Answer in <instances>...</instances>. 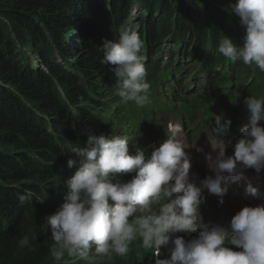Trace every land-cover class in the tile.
Segmentation results:
<instances>
[{
	"label": "clouds",
	"instance_id": "1",
	"mask_svg": "<svg viewBox=\"0 0 264 264\" xmlns=\"http://www.w3.org/2000/svg\"><path fill=\"white\" fill-rule=\"evenodd\" d=\"M229 11L245 30L243 44L237 46L224 36L218 52L231 63L255 65L264 72V0H235ZM143 47L133 20L118 40L103 39L99 46L101 63L115 77L117 94L140 107L148 102L151 88ZM243 103L249 123L241 127L232 155H226L223 139H215L213 149L218 151L215 159L209 157L213 175L201 181L221 204L227 184L239 181L248 169L264 170V125L259 123L264 119V95L247 96ZM213 119L212 131L225 136L231 121L223 114ZM181 132L178 124L169 125L167 138L158 147L153 145L147 156L143 149L130 154L129 140L120 135L90 134L84 147L70 144L67 151L78 159H69L67 167L76 170L64 181L63 202L46 217L51 257L56 262L67 256L105 264L127 257L139 240L154 264H264V203L242 207L227 226L205 223L200 206L206 198L189 182L191 165ZM126 175L131 178L125 181ZM246 191L258 194L251 185ZM178 232L197 236L186 241L173 235ZM35 240L36 232L26 231L18 247L31 251ZM162 247L167 258H161Z\"/></svg>",
	"mask_w": 264,
	"mask_h": 264
},
{
	"label": "trees",
	"instance_id": "2",
	"mask_svg": "<svg viewBox=\"0 0 264 264\" xmlns=\"http://www.w3.org/2000/svg\"><path fill=\"white\" fill-rule=\"evenodd\" d=\"M234 2L0 0V264H89L76 257L60 262L51 257L53 241L44 231L41 211L63 189L61 143L76 145L81 137L69 107L81 120L94 122L96 105L113 96L104 85L113 74L101 63L102 40H118L133 20L150 47L155 41L186 42L212 52L224 36L242 46L245 30L229 11ZM134 3L139 8L132 16ZM237 62L228 66L233 80L251 73L264 79L255 65L242 70L243 63ZM26 231L37 234L31 251L18 247ZM105 264L136 263L113 258Z\"/></svg>",
	"mask_w": 264,
	"mask_h": 264
},
{
	"label": "rangeland",
	"instance_id": "3",
	"mask_svg": "<svg viewBox=\"0 0 264 264\" xmlns=\"http://www.w3.org/2000/svg\"><path fill=\"white\" fill-rule=\"evenodd\" d=\"M235 1V0H234ZM137 4L138 3H134L133 4V6H132V9H131V12H132V16H135V14H136V12H137V10H138V8L139 7H137ZM171 44V43H170ZM170 44H168V46H172V45H170ZM184 66H185V64L183 63L182 64V67L184 68ZM105 110V109H104ZM144 110H146V111H144ZM129 111H130V118L131 119H133V120H136V121H139L140 119H141V117L142 116H144V115H146L147 113H148V111H149V108L148 107H145L144 109H138V108H133V107H131L130 109H129ZM143 112V113H142ZM136 123H139V122H136ZM160 125H163V124H160ZM197 125H198V122L197 121H195L194 122V126H193V128L192 129H198V136H200V134H201V127L199 128H197ZM186 129H188V128H186ZM184 135V136H183ZM186 136L187 137H189V143L188 144H186V146L187 147H191V146H193V143H194V140L192 139V137H191V135L190 134H188L187 135V133H186V131H184L183 133H181V138H182V140L184 141L185 140V138H186ZM200 140H203V137L200 139ZM125 180V179H124ZM218 205H213V207H212V209L213 210H220V208L221 207H224L225 209H227V210H230L229 209V207H227V206H221V207H218V208H216ZM202 208V205L200 206V209ZM221 213V212H220ZM226 214V213H225ZM230 215V213L228 214V215H225V216H229ZM223 216V213H221V214H218V212L217 213H214V214H211L210 216H207L203 221L205 222V223H213V224H220L221 223V217ZM228 222V221H227ZM226 222V223H227ZM44 231H45V233L47 234V237L49 238L50 236H49V233L50 232H48V230L47 229H44ZM174 236H181V237H183L186 241L187 240H191V239H193V238H196V236H197V233H191V232H182V233H178L177 235H174ZM47 238V239H48ZM138 242L140 243V241L138 240ZM231 246V245H230ZM137 246H136V244L134 243V244H132L131 246H130V248H131V250L132 251H134V249L136 248ZM234 250H235V248H234V246H231ZM165 252H164V251ZM136 252H137V255H135V256H133L132 257V260L130 259V258H126V257H124V258H116V257H114V259L116 258V259H121V260H123V261H131V262H134V263H136V264H154V261H153V258L151 257V255L148 257L147 255H149V253L150 252H147L146 250H144L143 248L142 249H136ZM130 253V252H129ZM152 258V259H151ZM161 258H167V252H166V250L162 247V249H161ZM151 259V260H150ZM141 261H142V263H141ZM107 262V261H106Z\"/></svg>",
	"mask_w": 264,
	"mask_h": 264
},
{
	"label": "bare ground",
	"instance_id": "4",
	"mask_svg": "<svg viewBox=\"0 0 264 264\" xmlns=\"http://www.w3.org/2000/svg\"><path fill=\"white\" fill-rule=\"evenodd\" d=\"M133 6V5H132ZM135 27V26H134ZM161 32V31H160ZM166 33H168V32H166ZM170 33V32H169ZM160 34V33H159ZM164 34V33H163ZM159 36V35H158ZM165 36V35H164ZM173 36V35H172ZM157 37V36H156ZM163 37V36H162ZM167 37V36H166ZM170 37V36H169ZM168 37V38H169ZM171 38V37H170ZM176 39H178L179 40V38H176ZM158 40V39H157ZM164 40V39H163ZM177 40V41H178ZM160 41H161V39H160ZM171 41V40H170ZM181 41V40H180ZM157 41H155V43H156ZM154 43V42H153ZM178 43V42H177ZM154 45V44H153ZM170 45H172V44H170ZM170 47V46H169ZM157 58L160 60V61H164V58L162 57V56H157ZM97 85V84H96ZM96 85H94V86H96ZM97 87V86H96ZM96 87H95V89H96ZM94 92V91H93ZM108 92V91H107ZM106 94V93H105ZM107 94H109V93H107ZM93 95V94H92ZM97 95V94H96ZM108 96V95H107ZM100 97V96H99ZM97 98V97H96ZM97 106V105H96ZM107 107L108 108H105V116L106 117H108L109 118V120H110V116H111V113H110V109H111V104H108L107 105ZM96 108V107H95ZM144 109V108H143ZM85 110V109H84ZM92 110V109H91ZM144 111H146V110H144ZM90 112V111H89ZM143 113V112H142ZM87 114H89V113H87ZM92 114V113H91ZM116 114H121V115H124V113L123 112H121V111H118V112H116ZM86 115V114H85ZM108 115V116H107ZM131 115V114H130ZM91 116V115H90ZM93 117V116H92ZM90 118V117H89ZM91 120H92V118H91ZM90 120V121H91ZM109 120H107V118H106V121L107 122H109V124H110V121ZM139 122V121H138ZM113 124L114 125H118V126H120V123L119 122H113ZM184 136V135H183ZM58 153V152H57ZM58 156V155H57ZM60 157V156H59ZM61 158V157H60ZM62 162V161H61ZM60 162V163H61ZM65 171H66V168L65 169H63V172L65 173ZM60 172H62V169L60 168L59 169V173ZM58 173V174H59ZM63 175V174H62ZM58 178H60L59 176H58ZM243 178L245 179V182L247 183V185H251V186H253V182L251 181V179L248 177V176H246V175H243ZM55 179L57 180V177H55ZM54 180V179H53ZM59 180V179H58ZM57 182V181H56ZM248 194H250V193H248ZM252 195V194H251ZM200 210H202V211H200V213H201V216H202V218H203V220L207 217V216H210L211 214H214V213H217L218 212V214H221V213H223V215H228L230 212H232V210H227V209H225L224 207H221L220 208V210H213L211 207H209V205H204L203 206V208H201ZM221 212V213H220ZM226 213V214H225ZM233 215H235L234 213L231 215V216H233ZM178 233H175V234H173V235H177ZM136 244V248L134 249V251H132V250H130V253L128 254V256H127V258H132L133 256H135V255H137V252H136V249H142V246L140 245V243L138 242V240L137 241H135V242H133V244ZM164 251V250H163ZM165 252V251H164ZM151 255V253H149V255H147L148 257ZM152 259V258H151ZM150 259V260H151ZM141 263H142V261H141Z\"/></svg>",
	"mask_w": 264,
	"mask_h": 264
}]
</instances>
